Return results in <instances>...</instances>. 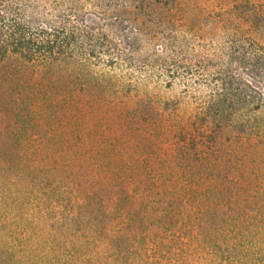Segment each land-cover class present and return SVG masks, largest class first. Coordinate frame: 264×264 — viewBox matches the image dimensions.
<instances>
[{"label": "trees", "instance_id": "1", "mask_svg": "<svg viewBox=\"0 0 264 264\" xmlns=\"http://www.w3.org/2000/svg\"><path fill=\"white\" fill-rule=\"evenodd\" d=\"M159 11L150 0H0V66L17 63L0 77V90L11 82L19 93L4 107L9 114L0 132L8 144H0L6 177L16 167L26 183L52 165L58 176L86 179L93 193L115 187L117 195L161 196L154 200L159 208H195L204 194L218 193L225 133L246 136L262 128L256 123L264 111V42L232 37L229 61L210 76L196 112L182 119L181 99L154 107L139 84L118 74L123 62H135L142 18ZM156 30L165 45L155 58L160 77L169 87L180 82L190 97L188 79L200 81L209 65L191 66L184 40L164 22ZM116 35L133 45L131 53L120 50ZM146 197L132 206L138 210ZM10 245L4 257L13 259Z\"/></svg>", "mask_w": 264, "mask_h": 264}, {"label": "rangeland", "instance_id": "2", "mask_svg": "<svg viewBox=\"0 0 264 264\" xmlns=\"http://www.w3.org/2000/svg\"><path fill=\"white\" fill-rule=\"evenodd\" d=\"M150 1L162 13L142 18L146 27L135 62H123L118 74L139 84L141 96L154 107L181 99L179 116L184 119L206 96L210 76L229 61L225 50L232 37L264 42V0ZM85 3L88 19H94L92 6ZM159 22L184 40L191 66L209 65L200 81L188 79L190 97L183 94L180 82L169 87L160 77L155 58L165 45L156 30ZM114 38L121 51L132 52L133 45L126 44L123 35ZM16 66L14 61L2 64L0 77ZM15 84L0 90V132L9 114L4 110L11 108L7 101L19 94ZM257 121L262 128L252 135L225 133L218 193L204 194L195 208H159L154 200L161 196L138 197V191L117 195L115 187L93 193L86 179L72 181L71 173L58 176L52 165L32 172L23 183L16 167L6 177V167L0 165V264H264V111ZM6 143L1 135L2 147ZM144 197L135 209L134 199ZM104 207L112 212L103 215ZM7 244L16 251L13 259L4 257Z\"/></svg>", "mask_w": 264, "mask_h": 264}]
</instances>
